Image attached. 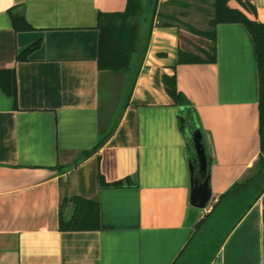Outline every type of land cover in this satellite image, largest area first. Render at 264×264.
I'll return each instance as SVG.
<instances>
[{
  "label": "crops",
  "instance_id": "0c3cea01",
  "mask_svg": "<svg viewBox=\"0 0 264 264\" xmlns=\"http://www.w3.org/2000/svg\"><path fill=\"white\" fill-rule=\"evenodd\" d=\"M192 1L201 3L198 11H211L208 26L213 0H159L158 10L194 18L170 6L188 10ZM251 1L264 22V0ZM127 2L0 0V70H15L18 89L14 100L0 83V264H174L219 197L256 168L259 78L249 31L221 23L216 62L178 64L179 48L197 52L193 43L201 37L158 19L117 128L82 160L98 144L118 97L116 75L98 65L99 14L122 12ZM12 9L30 29L16 31ZM35 43L40 46L19 61ZM166 74H176L203 132L212 189L206 208L191 204L194 154ZM99 175L124 183L102 187ZM71 195L99 202L100 230L60 229L61 201ZM66 213L71 216V206ZM211 264H264V193Z\"/></svg>",
  "mask_w": 264,
  "mask_h": 264
},
{
  "label": "trees",
  "instance_id": "16d2710c",
  "mask_svg": "<svg viewBox=\"0 0 264 264\" xmlns=\"http://www.w3.org/2000/svg\"><path fill=\"white\" fill-rule=\"evenodd\" d=\"M212 6L213 14L207 29L197 28L175 15L158 10L159 0H128L124 11L101 12L98 18L100 72L120 75L121 82L117 100L106 113L99 142L94 148L84 151L82 160L97 151L117 128L140 73L155 19L161 25L173 24L171 21L161 23L162 18L177 21L185 30L198 35L204 41L209 40L205 47H199V52L179 48L178 64L216 62L217 26L221 23L244 25L254 41L258 63L261 136L258 163L253 174L235 183L219 197L212 211L197 224L194 238L174 264H211L224 240L264 193V22L256 18L257 8L251 0H213ZM10 14L16 31L31 28L24 15L16 9L10 10ZM39 46L40 43L29 46L17 55L18 60H27ZM0 83L2 89L16 100L18 89L15 70H0ZM164 84L170 97L181 106V115L185 117L186 126L194 128L197 113L186 95L178 89L176 74L164 75ZM209 169L210 161L208 172ZM99 183L102 187H120L124 182H106L99 175ZM69 206L72 207L71 216L66 213ZM101 228L99 202L80 195L63 197L60 205L61 230L85 231ZM199 240L201 243L197 246Z\"/></svg>",
  "mask_w": 264,
  "mask_h": 264
},
{
  "label": "water",
  "instance_id": "95a60500",
  "mask_svg": "<svg viewBox=\"0 0 264 264\" xmlns=\"http://www.w3.org/2000/svg\"><path fill=\"white\" fill-rule=\"evenodd\" d=\"M180 120L194 154V159L190 162L192 173L191 204L199 208H206L212 198V189L208 172L209 159L203 142V132L199 124L194 128L186 126L183 115H180Z\"/></svg>",
  "mask_w": 264,
  "mask_h": 264
},
{
  "label": "rangeland",
  "instance_id": "374dc122",
  "mask_svg": "<svg viewBox=\"0 0 264 264\" xmlns=\"http://www.w3.org/2000/svg\"><path fill=\"white\" fill-rule=\"evenodd\" d=\"M191 3V5L188 7L189 9L186 10L184 7L183 4L181 3H177V4H173V5H170L172 9H174V11L176 13H179V15L182 13V12H186V13H192V15H194L195 17L193 18L192 16H188L186 17L187 15H184L183 18H180L181 20L183 21H186L188 23H195L196 24V27H199L200 29H207L208 26H207V19H208V15H210V10H208V12L206 13V11H198V6L201 5V3L199 1H192V2H189ZM167 4V3H166ZM170 4V3H169ZM213 2L210 3V7L212 6ZM176 5V6H175ZM165 6V5H164ZM173 6V7H172ZM204 8L206 9V6H204ZM213 8V6H212ZM162 9H164L163 7L160 8V10L162 11ZM168 9V8H167ZM169 10V9H168ZM165 11V10H164ZM163 21H171V22H175L178 24V26L180 28H183L185 30V28L180 24L178 23L177 21H174V20H170V19H166V18H162L161 19V23H163ZM192 23V24H193ZM205 24H206V27H205ZM194 25V24H193ZM196 41H194L195 43H193V45L195 47H197V52H199V48L200 45H202V43H204L205 41L202 39V38H195ZM120 82H121V76L120 75H116L115 79H114V84H113V87L114 88H117V90H115V96L118 94V91H119V86H120ZM117 100V99H116Z\"/></svg>",
  "mask_w": 264,
  "mask_h": 264
}]
</instances>
